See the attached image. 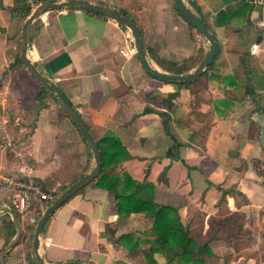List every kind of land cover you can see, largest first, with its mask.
Listing matches in <instances>:
<instances>
[{"label": "crops", "instance_id": "0c3cea01", "mask_svg": "<svg viewBox=\"0 0 264 264\" xmlns=\"http://www.w3.org/2000/svg\"><path fill=\"white\" fill-rule=\"evenodd\" d=\"M87 1L133 20L146 46L179 66L209 52L208 41L175 11L174 0ZM14 2L0 0V157L8 160L2 142L17 133L16 145L32 154L34 176L47 189L65 191L93 170L94 157L51 95L39 109L43 86L24 65L10 68L21 56L24 25L10 12ZM182 2L207 21L218 43L213 67L191 88L151 76L130 50L135 46L128 29L79 8L43 15L30 29L29 55L96 140L109 132L120 138L131 158L116 172L155 185L156 203L178 210L190 237L206 245L195 259L264 264V0ZM248 86L255 94H246ZM175 92L180 95L168 111L161 101ZM160 112L169 114L168 128ZM22 118L27 125L19 131L15 123ZM153 226L154 218L145 213L121 217L115 195L92 183L48 221L40 254L46 264H177L152 253L143 236L134 251L131 241H119L145 235ZM29 236L24 230L25 249Z\"/></svg>", "mask_w": 264, "mask_h": 264}, {"label": "trees", "instance_id": "16d2710c", "mask_svg": "<svg viewBox=\"0 0 264 264\" xmlns=\"http://www.w3.org/2000/svg\"><path fill=\"white\" fill-rule=\"evenodd\" d=\"M45 1L47 0H34L36 5L44 3ZM72 9H78V8H72ZM175 11L180 16H182L181 13L176 9V7H175ZM10 12L12 15L15 14L24 17V19L26 20L33 13V8L28 3L27 0H15L14 6L13 8L10 9ZM86 12L102 17L101 15L90 11H86ZM200 18L205 21L207 28L210 31V26L207 23V21L203 17ZM185 21L187 20L185 19ZM187 23L190 25L192 29H196L188 21ZM142 40L144 42L149 57L165 72L176 75H186L189 74L191 70H193L196 67V65H191L190 61L189 63L185 64L183 67H179L174 63L164 61L156 55L153 49L146 46L143 32H142ZM31 41H32V37L30 38V42ZM17 64L23 66L20 55L17 58V61L13 63L10 66V68L16 67ZM213 64L209 68H207L201 74V76L207 75L208 72L213 67ZM177 85H179L181 88L182 87L191 88L193 86V84H188V83H177ZM179 95H180L179 92L171 93L168 95L167 98L161 101V104L164 105V108L166 110L170 111L174 107V100ZM48 96H50L49 91L46 88L42 87V90L38 94L39 109H43L47 105L45 104V99ZM146 111L150 112L152 110L147 109ZM0 114H1V107H0ZM159 114L167 122L171 121V118L167 112L166 113L160 112ZM96 141L102 156L103 168L100 176L93 183L97 187L105 189L115 195V199L117 201L118 213L121 217H128L134 213H145L147 214V216L154 218L153 228L145 235L143 234L123 235L122 237H120L119 241L123 243H126V241L128 240L131 241V243L134 244V247H132L130 250L134 251L139 247V241H141L143 236L144 239L146 240H142V242H146L147 244L152 245L151 252L164 254L167 257L169 263L203 264L202 261L195 259L196 258L195 254L202 253V251H204V249L206 248V245L201 247L190 237V233L184 227L177 209H174L173 207L166 205H159L156 203L155 185L146 182L141 184L135 181L126 172H116L120 164L131 158V155L129 154L128 150L124 147L120 138L114 133L109 132L105 134V136H103L101 139H98ZM166 172L167 170L163 171V173L159 178V181L161 182L166 181ZM218 189L222 190L220 187H218ZM225 194L226 192H224V195ZM6 226L9 229L10 241H12L17 234V229L14 222L8 216L6 217ZM150 238H154V240ZM2 251L3 250H0V253ZM27 261L28 264H36L33 257H31V252L28 253Z\"/></svg>", "mask_w": 264, "mask_h": 264}, {"label": "water", "instance_id": "95a60500", "mask_svg": "<svg viewBox=\"0 0 264 264\" xmlns=\"http://www.w3.org/2000/svg\"><path fill=\"white\" fill-rule=\"evenodd\" d=\"M176 9L181 13V15L192 24L208 41L209 52L198 67L191 74L186 75H176L170 74L168 72L160 70L156 67L152 60L149 58L146 47L142 40V31L139 25H137L133 20L125 16L124 14L110 9L108 7L91 3L87 0H47L40 4L34 12L26 19L21 33V60L24 67L31 73V75L44 87L46 88L54 100L60 105L63 111L70 117L72 122L75 124L77 129L82 134L83 138L86 140L88 146L94 157L95 167L91 172L80 178L71 187L66 189L52 205H50L45 212L42 214L38 220L33 240H32V251L31 255L35 260L36 264H46L44 258L40 254V239L45 230V226L51 217L59 210L65 203H67L73 196L84 190L87 186L92 184L101 174L103 164L102 156L97 144L96 139L93 137L89 127L83 120L80 113L75 109V107L70 103L67 97L61 92L59 87L45 76L36 64L33 62L29 55V45H30V29L43 15L50 11L63 10L67 8H79L82 10L90 11L99 14L103 17L111 19L118 23L121 27L128 29L131 32L134 46L137 55L142 62L144 68L148 73L157 79L172 83H188L192 84L196 82L200 75L209 68L216 57L218 50V43L215 36L208 30L207 25L203 19L196 15L193 11L188 9L182 2V0H174ZM258 45H254L252 52H255ZM247 95L255 94L253 86H248L246 88ZM165 127H168L167 121H164ZM167 133L170 134V130L167 129ZM179 146V145H178ZM173 151L170 149L169 154ZM9 215L14 222L17 234L12 240V242L2 251L0 254V263L5 259V257L14 249L24 236V230L17 214L9 208H1L0 216ZM71 264H93V263H71Z\"/></svg>", "mask_w": 264, "mask_h": 264}, {"label": "built area", "instance_id": "2783aa9c", "mask_svg": "<svg viewBox=\"0 0 264 264\" xmlns=\"http://www.w3.org/2000/svg\"><path fill=\"white\" fill-rule=\"evenodd\" d=\"M246 1L251 2V0ZM29 3H33V0H29ZM131 49L136 51L135 48ZM15 127L23 131L19 120L16 121ZM5 143L6 148L13 155L14 166L4 175H0V190L4 193L6 201L4 207L12 209L22 221L36 224L37 220L33 216L34 207L39 206L45 212V209L54 203L56 197L34 176L30 162L32 154H27L25 147L19 148L13 137L6 136Z\"/></svg>", "mask_w": 264, "mask_h": 264}, {"label": "rangeland", "instance_id": "374dc122", "mask_svg": "<svg viewBox=\"0 0 264 264\" xmlns=\"http://www.w3.org/2000/svg\"><path fill=\"white\" fill-rule=\"evenodd\" d=\"M29 3V2H28ZM32 8H33V12L34 10L40 5H36V3L34 2L33 0V3H29ZM42 4V3H41ZM17 20L19 21V23L21 24V26L25 23V19L24 17H21L19 16L17 18ZM22 29V28H21ZM192 29V28H191ZM194 30V29H192ZM21 35V34H20ZM192 38V37H190ZM149 48H151V46L147 45ZM19 49L21 50V45L19 44ZM155 51L156 55L164 60V61H168V62H171V63H174L176 64L177 66H179L177 64V62H175L174 60H170V59H167V58H164L163 56H161L159 54V52H157L154 48H151ZM160 56H159V55ZM150 58V57H149ZM151 59V58H150ZM203 59V52H199V54L197 55H192L188 58V61L185 63H189L190 61V64L191 65H198L201 60ZM152 60V59H151ZM153 64L155 66H158L153 60H152ZM183 64V66L185 65ZM182 65L179 66V67H183ZM160 68V67H159ZM161 69V68H160ZM162 70V69H161ZM194 70H192L189 74L193 73ZM204 84H205V81L203 80V82H201V87L204 88ZM41 87V86H39ZM42 89V88H41ZM24 119L22 118L21 119V122H22V125H27V123L25 121H23ZM14 121V119H13ZM208 121V124L209 122H211L210 119H207ZM33 125L35 124V121L32 123ZM31 125V124H30ZM12 128V127H11ZM10 128V130H11ZM12 134L13 135H10V136H14L16 135L17 133H14L12 131ZM3 141V140H2ZM2 147L6 150V153L8 152V160H5L3 159V157H0V175H4L5 173H7L9 170H11V168L14 166V159H13V156L11 155L12 153L9 152V150L6 149V143H5V140L4 142H2ZM11 153V154H10ZM45 186V185H44ZM47 188V187H46ZM49 189V188H48ZM50 190V189H49ZM52 191L51 193H53V195L56 197V199L64 192L62 190V186H57L56 189L54 190H50ZM4 193L1 192L0 190V209L3 208L2 206H4L5 204V198H4ZM5 208V207H4ZM46 210V209H45ZM44 213V211H42V209H40L39 206H36L34 207V211H33V216L36 218L37 222L38 220L40 219V217L42 216V214ZM10 217L9 215H4V216H0V250H4L12 241H10V236H9V229L7 228L6 226V217ZM20 222H21V225L23 227V230H29L30 231V236H29V240H28V243L26 245V249H25V246L23 244V238L20 240L19 244L16 246V247H20L19 248V251L16 252L15 254L11 255V253H13V251L15 250L12 249L11 252L5 257V259L0 263V264H28V261H27V257H28V254L27 253H30L31 250H32V240H33V235H34V231H35V227H36V224H31L29 222H27L26 220L22 221L19 217V215L17 214ZM11 218V217H10ZM12 220V218H11ZM14 239V238H13ZM10 241V242H9ZM23 245V246H22ZM2 253V252H1ZM0 253V254H1ZM24 255V256H23ZM30 256V255H29ZM32 257V255H31ZM26 258V259H25Z\"/></svg>", "mask_w": 264, "mask_h": 264}]
</instances>
